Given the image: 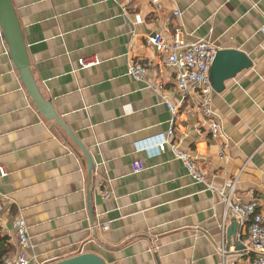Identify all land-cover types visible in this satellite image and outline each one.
Listing matches in <instances>:
<instances>
[{
	"label": "crops",
	"instance_id": "0c3cea01",
	"mask_svg": "<svg viewBox=\"0 0 264 264\" xmlns=\"http://www.w3.org/2000/svg\"><path fill=\"white\" fill-rule=\"evenodd\" d=\"M152 1L10 0L32 77L93 170L36 110L0 29V228L14 247L4 263L17 251L13 222L21 218L28 264L80 254L106 264H248L231 254L241 250L239 228L229 242L235 221L224 219L220 196L195 183L168 147L156 154L155 144L170 128L169 103L171 142L209 184L221 189L237 179L235 195L264 209V0ZM177 31L220 54L210 75L216 142L179 94L176 70L147 43ZM91 58L98 65L80 69ZM130 64L147 69L141 81L127 75ZM135 161L143 172L132 173Z\"/></svg>",
	"mask_w": 264,
	"mask_h": 264
},
{
	"label": "built area",
	"instance_id": "2783aa9c",
	"mask_svg": "<svg viewBox=\"0 0 264 264\" xmlns=\"http://www.w3.org/2000/svg\"><path fill=\"white\" fill-rule=\"evenodd\" d=\"M118 1V0H116ZM133 0H122V4L129 5ZM159 0H153L157 5ZM178 16V13H174ZM147 43L152 46L165 65L176 70L175 84L183 100L191 103L192 110L199 117V128L209 133L214 142L221 138V131L218 120L211 108V86L209 74L212 63L216 55V49L207 41L200 40L194 43H185L179 37L178 31L171 40H167L161 33H157L147 39ZM96 58L82 60L79 62L80 69H88L98 65ZM147 69L139 64H130L127 68V75L135 81H141ZM158 90L162 85L158 84ZM167 108L172 115L170 128L164 139H160L155 144L156 154L163 152L168 147L174 158L179 160L188 176L198 184H202L209 191L217 193L224 204V219L232 218L238 225L239 233L235 239V245L241 250L234 253L241 259H246L248 264H264V209L257 201L243 203L235 195L237 179L227 183L223 188L218 189L208 183L206 175L202 173L194 162V158L186 151L179 149V145L171 142L173 136V117L175 109L169 103ZM132 173L138 174L144 171V165L140 161L131 164ZM5 172L0 169V177H4ZM103 198L109 199L108 192H104ZM104 230L108 226L103 227ZM13 231L16 240V253L5 261V264H28L26 252L29 248L28 227L21 218L13 222ZM234 250V248H232ZM230 254V255H231ZM223 259L229 255L225 250H221Z\"/></svg>",
	"mask_w": 264,
	"mask_h": 264
},
{
	"label": "water",
	"instance_id": "95a60500",
	"mask_svg": "<svg viewBox=\"0 0 264 264\" xmlns=\"http://www.w3.org/2000/svg\"><path fill=\"white\" fill-rule=\"evenodd\" d=\"M0 29L4 37L5 43L8 47V52L10 59L18 72V76L28 94V97L32 101L36 110L39 114L46 120L54 122L58 127H60L67 137L75 144L81 154L83 155L88 172L91 173L93 170V165L90 160V157L82 144L78 141L75 135L64 125L60 117L55 113L52 104L48 101H45L42 97L34 78L32 77L29 61L26 54V49L22 40L20 28L18 21L11 5L10 0H0ZM220 54L217 52L214 58V61L211 66L209 81L212 69H214L216 62L218 61V56ZM90 212V208H88ZM237 223L233 222L229 229L227 230V239L230 242L231 236L236 235ZM237 249H241L240 246H237ZM52 264H106L104 260L95 254H80L75 257L62 260L60 262Z\"/></svg>",
	"mask_w": 264,
	"mask_h": 264
},
{
	"label": "trees",
	"instance_id": "16d2710c",
	"mask_svg": "<svg viewBox=\"0 0 264 264\" xmlns=\"http://www.w3.org/2000/svg\"><path fill=\"white\" fill-rule=\"evenodd\" d=\"M13 252L14 247L10 243V238L5 235L0 228V264H5V257Z\"/></svg>",
	"mask_w": 264,
	"mask_h": 264
}]
</instances>
